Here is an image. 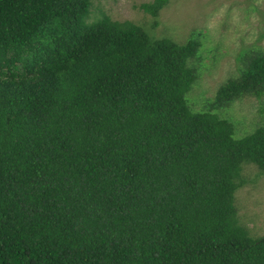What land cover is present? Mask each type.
I'll return each instance as SVG.
<instances>
[{
	"label": "trees",
	"instance_id": "1",
	"mask_svg": "<svg viewBox=\"0 0 264 264\" xmlns=\"http://www.w3.org/2000/svg\"><path fill=\"white\" fill-rule=\"evenodd\" d=\"M93 3L0 0V264H264L233 204L264 125L225 113L261 97L264 54L201 99L198 41Z\"/></svg>",
	"mask_w": 264,
	"mask_h": 264
},
{
	"label": "rangeland",
	"instance_id": "2",
	"mask_svg": "<svg viewBox=\"0 0 264 264\" xmlns=\"http://www.w3.org/2000/svg\"><path fill=\"white\" fill-rule=\"evenodd\" d=\"M152 1L94 0L93 9L95 15L102 10L114 20H129L155 37L198 41V56L191 60L197 74L192 93H201V99H213L222 83L240 74L247 57L264 54V0H168L155 17L140 7ZM229 106L226 115L239 116L247 126L239 134L264 125V88L259 99L244 95ZM241 174L244 183L234 191L233 204L239 222L259 237L264 235V173L247 163Z\"/></svg>",
	"mask_w": 264,
	"mask_h": 264
}]
</instances>
